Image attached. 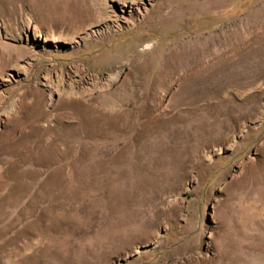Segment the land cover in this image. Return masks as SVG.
<instances>
[{
    "label": "rangeland",
    "instance_id": "obj_1",
    "mask_svg": "<svg viewBox=\"0 0 264 264\" xmlns=\"http://www.w3.org/2000/svg\"><path fill=\"white\" fill-rule=\"evenodd\" d=\"M84 1L0 0V264H264V0Z\"/></svg>",
    "mask_w": 264,
    "mask_h": 264
},
{
    "label": "bare ground",
    "instance_id": "obj_2",
    "mask_svg": "<svg viewBox=\"0 0 264 264\" xmlns=\"http://www.w3.org/2000/svg\"><path fill=\"white\" fill-rule=\"evenodd\" d=\"M156 0H101L99 2H85V8H89L80 16L78 21H74L75 26L88 25L91 26L95 23H103L106 32L116 31H130L137 28L147 21L156 8L152 7L147 11V4L155 2ZM102 6V7H101ZM139 18H136V17ZM62 18V16H61ZM60 18L59 26H73L72 21L63 20ZM71 18V17H70ZM73 19V18H72ZM126 26V27H125ZM47 41V40H46ZM112 82L113 79L107 80ZM53 94H55V91Z\"/></svg>",
    "mask_w": 264,
    "mask_h": 264
}]
</instances>
